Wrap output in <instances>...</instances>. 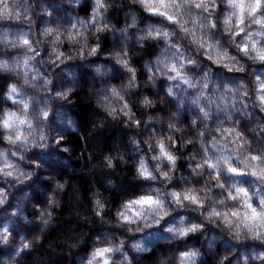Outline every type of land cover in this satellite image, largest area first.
Instances as JSON below:
<instances>
[{"label": "clouds", "instance_id": "obj_1", "mask_svg": "<svg viewBox=\"0 0 264 264\" xmlns=\"http://www.w3.org/2000/svg\"><path fill=\"white\" fill-rule=\"evenodd\" d=\"M0 264H264V0H0Z\"/></svg>", "mask_w": 264, "mask_h": 264}]
</instances>
